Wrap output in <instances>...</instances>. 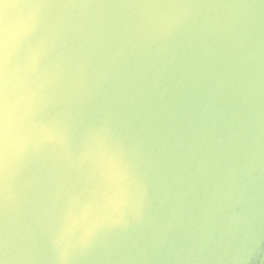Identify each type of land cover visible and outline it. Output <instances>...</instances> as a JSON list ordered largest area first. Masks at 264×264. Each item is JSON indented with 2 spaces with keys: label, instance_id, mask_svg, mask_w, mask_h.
<instances>
[{
  "label": "clouds",
  "instance_id": "clouds-1",
  "mask_svg": "<svg viewBox=\"0 0 264 264\" xmlns=\"http://www.w3.org/2000/svg\"><path fill=\"white\" fill-rule=\"evenodd\" d=\"M0 264H264V0H0Z\"/></svg>",
  "mask_w": 264,
  "mask_h": 264
}]
</instances>
